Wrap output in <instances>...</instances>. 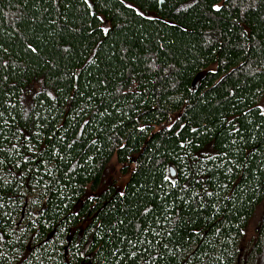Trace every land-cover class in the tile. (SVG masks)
Returning a JSON list of instances; mask_svg holds the SVG:
<instances>
[{
    "label": "trees",
    "instance_id": "obj_1",
    "mask_svg": "<svg viewBox=\"0 0 264 264\" xmlns=\"http://www.w3.org/2000/svg\"><path fill=\"white\" fill-rule=\"evenodd\" d=\"M259 210L243 264L264 0H0V264H238Z\"/></svg>",
    "mask_w": 264,
    "mask_h": 264
},
{
    "label": "rangeland",
    "instance_id": "obj_2",
    "mask_svg": "<svg viewBox=\"0 0 264 264\" xmlns=\"http://www.w3.org/2000/svg\"><path fill=\"white\" fill-rule=\"evenodd\" d=\"M131 167V166H130ZM129 173H122L121 172V168L120 165L116 163V159L112 158L111 160V167L109 172L107 173V175L105 176V181L103 184L106 185L107 183H110L113 181H115L117 187L119 189H122L126 179L128 178ZM101 187V188H103ZM262 210V209H261ZM261 210L258 211V215H256L250 222L247 231H246V237L244 239V242L242 243V250L240 251V256L238 259V264H243L242 259L244 258V256L246 255V253L249 252L250 250V245L248 244V242L255 237V226H256V221L259 219L260 217V213ZM249 264V262H248Z\"/></svg>",
    "mask_w": 264,
    "mask_h": 264
},
{
    "label": "water",
    "instance_id": "obj_3",
    "mask_svg": "<svg viewBox=\"0 0 264 264\" xmlns=\"http://www.w3.org/2000/svg\"><path fill=\"white\" fill-rule=\"evenodd\" d=\"M162 1H164V0H160V2H162ZM172 172H173V170H172Z\"/></svg>",
    "mask_w": 264,
    "mask_h": 264
},
{
    "label": "snow or ice",
    "instance_id": "obj_4",
    "mask_svg": "<svg viewBox=\"0 0 264 264\" xmlns=\"http://www.w3.org/2000/svg\"><path fill=\"white\" fill-rule=\"evenodd\" d=\"M217 10H219V9L217 8Z\"/></svg>",
    "mask_w": 264,
    "mask_h": 264
}]
</instances>
